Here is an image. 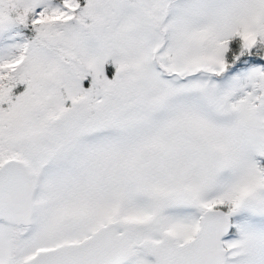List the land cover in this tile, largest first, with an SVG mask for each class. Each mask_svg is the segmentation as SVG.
Segmentation results:
<instances>
[{"label":"snow or ice","instance_id":"snow-or-ice-1","mask_svg":"<svg viewBox=\"0 0 264 264\" xmlns=\"http://www.w3.org/2000/svg\"><path fill=\"white\" fill-rule=\"evenodd\" d=\"M0 264H264V0H0Z\"/></svg>","mask_w":264,"mask_h":264}]
</instances>
